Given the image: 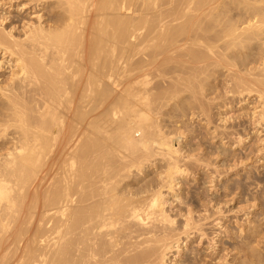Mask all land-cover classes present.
Returning <instances> with one entry per match:
<instances>
[{
    "label": "bare ground",
    "instance_id": "6f19581e",
    "mask_svg": "<svg viewBox=\"0 0 264 264\" xmlns=\"http://www.w3.org/2000/svg\"><path fill=\"white\" fill-rule=\"evenodd\" d=\"M252 96L260 136L264 0H0V264H264L258 229L217 242L220 199L179 193L214 167L189 123L242 146Z\"/></svg>",
    "mask_w": 264,
    "mask_h": 264
},
{
    "label": "rangeland",
    "instance_id": "374dc122",
    "mask_svg": "<svg viewBox=\"0 0 264 264\" xmlns=\"http://www.w3.org/2000/svg\"><path fill=\"white\" fill-rule=\"evenodd\" d=\"M255 99V100H254ZM253 102V103H252ZM248 103L249 104H247L246 103V105L242 108L240 105H239V107L237 106L233 111H232V113L231 114H229V116H233V115H235V116H233V117H235L234 118V122H231V123H234V125H236V127L234 128V130H232L231 129V131H233L234 133H248L249 132V138H248V140L245 142V143H243L242 144V146L240 145V146H238V144H236L237 146H236V148H235V146H232V145H229L230 144V142H228L226 145H223L224 143H226V141L224 142V143H220L219 142V140L218 139H216V140H213V139H211V137L210 136H207V135H205V133H207V131H206V128H205V125L207 124L205 121L201 124V123H198L197 121H193L191 124L193 125H191L190 126V123H189V125H188V123H187V130L189 131H187L188 132V134H189V136H190V138H189V140L188 141H191V144H193L194 146L196 145V144H198L197 142H200V144H202V147L205 149L206 148V152L208 153H210V158H209V160L208 161H210V163H211V165L213 166L214 165V167L213 168H211V169H209V170H205V169H199V171L198 172H196V173H193L194 175H192L191 177H189L188 179H186L185 181H186V183H187V185L183 188V186L181 187V189H180V194H181V197L182 198H184L185 200L186 199H188V189L190 190L191 188H192V192H196V193H200L199 194V196H197V198L199 197L200 198V195H201V198H202V200L204 199V198H209V197H211V193H212V195H215V197H216V199L217 200H219V204H221V206H223V207H221V209H222V213H219L216 217L214 216L215 214H214V211L212 210V209H210L209 210V212H207V214L205 213V212H203L202 211V208L200 207L199 208V210L200 211H202V214L203 215H212V213L214 214L210 219H217L219 216V220H220V223H222L221 224V226H223L224 228H222V230H221V227L219 228V227H217L218 228V230L217 231H219L220 232V234H221V236H219V240L217 241V242H220L221 240H225V241H223V242H226V241H228V239L230 240V237H231V234H232V238H234L233 240H234V242L235 243H239V241H242V237L245 235V234H247V233H251V231H253L254 229L255 230H257V231H259L260 233H262V238L264 237V143L262 144V143H260L259 142V140H263L264 141V133H262V134H259L260 136H256L255 134H254V132L253 131H250L251 129H250V127H252V126H249V119L247 118H241V120L242 119H244V120H242V121H240L239 119L237 120V116L239 117V115L241 116V115H243V112H245L246 111V113H249L257 104V102H256V96H252L249 100H248ZM248 105V106H247ZM258 106V105H257ZM242 108V109H241ZM213 112H215L213 115H212V119H211V124H209V126L207 127V129L208 128H210V131L211 132H213L214 130L213 129H215L216 127H217V125H218V130H221V129H219V127L222 125V127L223 126H225L224 124H220V116H219V114L217 113L218 111L216 110V109H214L213 110ZM212 112V113H213ZM235 112V113H234ZM237 114V115H236ZM239 114V115H238ZM250 114V113H249ZM215 115V116H214ZM244 116V115H243ZM228 117V116H227ZM214 120V121H213ZM237 121H240L241 122V124L242 125H240L239 124V122H237ZM247 121H248V123H247ZM213 122V123H212ZM238 124H237V123ZM231 123H228L229 125L231 124ZM236 123V124H235ZM243 123H245V124H243ZM201 124V125H200ZM228 124H227V128L228 129H230V127L228 126ZM232 125V124H231ZM238 125V126H237ZM240 125V126H239ZM244 125V126H243ZM246 125V126H245ZM197 127H199V128H197ZM201 127H203V128H201ZM226 127V126H225ZM245 128V130H244V128ZM193 128V129H192ZM216 128V129H217ZM238 128V130H239V128H240V130L239 131H235V129H237ZM192 129V130H191ZM196 129V130H195ZM204 129V130H203ZM241 129H242V131H241ZM196 132H194V131ZM247 130V131H246ZM249 130V131H248ZM192 131V132H191ZM197 131H200V132H197ZM222 131V130H221ZM220 131V132H221ZM243 131H245V132H243ZM194 132V133H193ZM251 132V133H250ZM199 133V134H198ZM201 133V134H200ZM230 133H232V132H230ZM241 133V134H242ZM196 134H198V135H200V136H198V135H196ZM194 135V136H193ZM196 135V136H195ZM245 135V134H244ZM204 136V137H203ZM206 136V137H205ZM255 136V137H254ZM193 137V138H192ZM257 137V138H256ZM207 138V139H206ZM197 139H199V140H197ZM201 139H203V141L201 140ZM197 141V142H196ZM215 141V142H214ZM256 141V142H255ZM232 143V142H231ZM259 143V144H258ZM211 144V145H210ZM259 145L258 146V148H257V145ZM221 145H223V147L221 146ZM253 145H256V146H253ZM263 145V146H262ZM186 146H188V145H184V147H186ZM250 147H252V148H250ZM260 147H261V150H262V152L260 153L259 152V150H260ZM208 148V149H207ZM218 148V149H217ZM225 148V149H224ZM222 149V150H221ZM253 149V150H252ZM256 149V150H255ZM211 151V152H210ZM226 151H228V152H226ZM257 151V152H256ZM219 152H221L222 153V156H221V153H219ZM245 152V153H244ZM213 153V154H212ZM215 153V154H214ZM217 153H219V154H217ZM225 155H224V154ZM228 153V154H227ZM232 153V154H231ZM234 153V154H233ZM258 153V154H257ZM260 153V154H259ZM218 155V156H217ZM219 155H220V157L222 158H220L219 157ZM215 158H214V157ZM227 156H228V158H227ZM230 156V157H229ZM242 156V157H241ZM212 157L214 158V159H212ZM225 157V158H224ZM240 157H241V159H240ZM216 158H217V160H216ZM224 158V159H223ZM227 158V159H226ZM235 159H236V161H235ZM246 159V160H245ZM248 159V160H247ZM229 160V161H228ZM245 160V161H244ZM216 161V162H215ZM224 161H226V162H224ZM238 161V163H236ZM240 161H241V163H240ZM223 162L226 164V167H225V165L221 168L220 166H221V164H223ZM235 163L234 165L232 164V163ZM241 164L240 166L239 165H237V164ZM246 164V165H244V164ZM249 163V164H248ZM258 163V164H257ZM229 164L230 165H232L231 167H227V165L229 166ZM218 165H220V166H218ZM236 165H237V167H236ZM245 167H244V166ZM215 166H217V167H215ZM220 167V168H219ZM235 167V168H234ZM243 167V168H242ZM257 167V168H256ZM225 168V169H224ZM229 168H231V169H233V170H230ZM238 168V169H237ZM226 169H227V171H226ZM258 169V170H257ZM217 170V173L216 174H218L219 175V171L220 172H222V174H224V171H225V174L224 175H222L221 176V178H220V180L218 179V182H217V191H215V190H211V192H210V194L209 193H207L208 192V190L206 189V188H203V187H201V182L203 183V180H206V179H208L209 178V176L212 174V173H215V171ZM228 170H230L231 172L229 173V171ZM236 170H237V172H236ZM212 173H211V172ZM204 172H206V173H204ZM226 172H228V174L226 173ZM202 173V174H201ZM206 174V175H205ZM205 175V176H204ZM207 176V177H206ZM224 176V177H223ZM227 176V177H226ZM206 177V178H205ZM233 177V178H232ZM151 178V177H150ZM209 180V179H208ZM207 180V181H208ZM184 181V180H183ZM248 181V182H247ZM231 182H233V183H231ZM247 182V183H246ZM254 182V183H253ZM262 182V183H261ZM241 183V184H240ZM249 183V184H248ZM190 184V185H189ZM201 184V185H200ZM223 185V186H222ZM233 186V188H234V190L233 191H228V190H226V187L227 186ZM248 185V186H247ZM254 185V186H253ZM190 186H192L191 188H188V187H190ZM201 188H200V187ZM226 186V187H225ZM241 186V188H239ZM224 187H225V189H224ZM238 187V188H237ZM243 187H245V188H243ZM251 187V188H250ZM176 188H178V187H176ZM224 190H223V189ZM197 189V190H196ZM201 189V190H200ZM203 189V190H202ZM237 189V190H236ZM239 189V190H238ZM243 189V190H242ZM205 190H206V192H205ZM222 190V191H221ZM241 190V191H240ZM201 191V192H200ZM236 191V192H235ZM184 192V193H183ZM220 192V193H219ZM238 192V193H237ZM202 193V194H201ZM205 193V194H204ZM227 193H230V194H227ZM182 194H184V195H182ZM185 194H187V195H185ZM207 194V196L205 197V195ZM233 194H237L236 195V197L234 198V195ZM226 195H227V197H226ZM187 196V197H186ZM220 196V197H219ZM231 197V198H230ZM207 198V199H208ZM225 198H227L226 200H225ZM255 198V199H254ZM223 200L225 201L224 203H223ZM234 200V201H233ZM257 201V202H256ZM229 203V204H228ZM234 203V204H233ZM197 206L199 207V205H198V201H197ZM222 204H224V205H222ZM227 205V206H226ZM229 205V206H228ZM233 205V206H232ZM242 207H241V206ZM253 205H255V206H253ZM232 206V207H231ZM251 206H253V209H251L252 207ZM230 207V208H229ZM250 207V208H249ZM226 208V209H225ZM236 208V209H235ZM248 209H251L252 210V214L250 215L253 219H251V220H247L246 222H247V224L246 225H244V226H242V225H240L241 224V222L240 221H243L244 219H245V217L243 216L244 215V213L246 214V211L248 210ZM229 210V211H228ZM236 210V211H235ZM238 210H240V211H238ZM176 211V210H175ZM232 211H234V212H232ZM211 212V213H210ZM232 212V213H231ZM248 212V211H247ZM208 213H210V214H208ZM237 213V214H236ZM226 214H229V216L227 215L226 216ZM231 214V215H230ZM222 215H223V218H221L222 217ZM225 215V216H224ZM238 215H240V216H238ZM226 217V218H225ZM238 219V220H237ZM223 220V221H222ZM210 221V222H209ZM254 221H255V223H254ZM208 222V223H207ZM206 223L207 224H209L210 223V225H208V227H211V223H212V220H208ZM239 222V223H238ZM230 223V224H229ZM259 224V225H258ZM225 225V226H224ZM249 226V227H248ZM225 227L227 228L226 230H228V232L230 233V237H227V238H224L225 237V234L226 233H224V229H225ZM254 228V229H253ZM260 229V230H259ZM225 230V231H226ZM223 231V232H222ZM243 233H241V232ZM255 232V231H254ZM224 235V236H223ZM223 237V238H222ZM241 238V239H240ZM260 238H261V236H260ZM237 240V241H236ZM258 240H259V238H258ZM263 240H264V238H263ZM262 240V242H264ZM197 245H198V243L196 244V243H194V244H192L191 245V248H197ZM218 245H220V244H218ZM237 245H239V244H237ZM205 247H207V244H205L204 245V248ZM220 247V246H219ZM222 247V246H221ZM254 247V246H253ZM201 251H203V250H201ZM187 252H190V250H187ZM262 252V254L264 255V251L262 250L261 251Z\"/></svg>",
    "mask_w": 264,
    "mask_h": 264
}]
</instances>
